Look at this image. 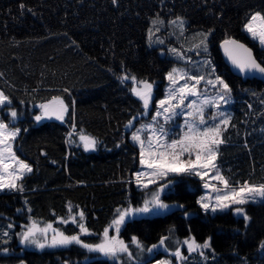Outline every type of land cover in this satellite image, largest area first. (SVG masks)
Instances as JSON below:
<instances>
[{
  "label": "trees",
  "instance_id": "trees-1",
  "mask_svg": "<svg viewBox=\"0 0 264 264\" xmlns=\"http://www.w3.org/2000/svg\"><path fill=\"white\" fill-rule=\"evenodd\" d=\"M254 12L264 15V0H0V89L10 100L0 118L18 127L13 148L32 169L17 181L23 191H0V261L118 264L76 243L19 250L16 231L47 222L95 247L120 208L142 205L139 150L127 123L143 105L131 78L155 82L158 90L176 62L148 42L153 21L181 16L188 31H210L209 54L232 97L214 169L230 185L264 183V77L233 74L218 46L237 37L264 65V48L244 30ZM52 98L66 104L63 120L43 114L40 106ZM81 135L95 147L85 150ZM163 181L162 201L183 207L126 217L118 229L124 241L136 237L150 247L167 235L192 234L210 247L184 249L175 264H264V201L243 205L246 224L231 209L204 211L197 203L202 181L192 173ZM73 212H83L86 233L77 222L58 221Z\"/></svg>",
  "mask_w": 264,
  "mask_h": 264
},
{
  "label": "rangeland",
  "instance_id": "rangeland-1",
  "mask_svg": "<svg viewBox=\"0 0 264 264\" xmlns=\"http://www.w3.org/2000/svg\"><path fill=\"white\" fill-rule=\"evenodd\" d=\"M257 13L259 14V17L253 20L252 17L255 16ZM178 17L183 20V26H181L180 21L177 20ZM174 21L175 23H173ZM249 22H251L254 29L259 32L261 26L264 25V15L260 12H254L249 18V20L245 23V25L249 24ZM245 25L244 30L251 37H253L252 33L247 31ZM206 33H210V31L206 29L188 31L186 27V19L181 16L173 17L168 21H158L157 23H154L153 21V23L148 29V42L154 45L161 46V50H166L168 55L174 58L176 62L166 72L161 87L158 90L156 88L157 83L155 82H150L147 80H136V83H134L132 80V89L133 87H136L138 89L143 87L141 84H139V81H147L148 83L152 84V92L148 107L145 108L143 100H141L143 105L142 112L137 116V118H132L127 123V128H129L130 131L129 137L138 146L139 150V167L136 171V174L143 173V175H141L140 177H137L136 175L135 179L143 187H145L144 185H147V187H145L146 193L143 199V203L140 207L120 208L115 218H113L105 227V229L107 228L109 230V239L111 237H116L117 240L123 241L124 245L128 249L127 252L118 251L114 256L111 254L107 255L111 262H117L118 264H161V262H165V264H175L181 258V256L177 257L175 255L178 249L180 250L181 255L183 254L182 252H184V249L187 252H190L188 249V245L184 243L185 240H194L198 245L203 244L201 242L196 241L192 234L182 237L177 235H167V239L164 244H161L160 240L157 244H155L156 247L153 248L154 245L147 247L136 238L139 242V246H137L136 243H133V239L130 241H124L119 235V231L117 230L116 226L113 225V221L118 218L119 212L127 209L134 210L137 208H141L145 205V201H151L153 193L157 192L158 187L165 185L164 181L158 183L163 178L171 176L173 177L179 174L192 173L202 181V190L197 195V201L200 200L201 197H207L205 202L211 205L216 204V196L226 195L230 193L233 189H239L244 184H229V187L225 188L224 184L218 178H213L217 174V171H215L214 168H204L200 166L201 164L206 162L204 154L201 155V160L199 163H197L196 148L193 147L190 148L189 151H182L183 146L179 144L176 145L174 148L168 147L172 144L173 141H181L186 136H196L202 138V133L205 128H216L217 125H219L220 131L218 139L222 140L223 133L229 126L230 110L228 104L232 100V97L229 93L226 97L228 101L227 103H225L224 100L220 99V96L223 94V88L222 86L218 85L217 77L224 80L225 83L226 81L223 76L216 71L215 65L211 60L209 54L210 34L205 40L204 34ZM254 39H256L259 44L264 48V45H262L260 42L259 36ZM205 45L207 50H205ZM173 69L177 70L174 74V78L176 80L175 84H173L172 81L168 79V74L172 72ZM196 77H202V79L199 80V83H197L196 79H194ZM209 81H211L212 83H209ZM185 83L190 86H195V95H192L191 93L185 91V98L183 100V103H181L180 89ZM0 92H2L1 89ZM173 96L174 98H172ZM162 100H167L168 102L165 105L161 106L160 101ZM205 101H208V103H205ZM7 104L9 103L0 105V109L3 106H6ZM45 104L47 103H44L43 105ZM165 107L169 109V112H164ZM199 109L203 110V124L200 123L201 114L198 111ZM157 112H160L159 116H157ZM189 113H191V115H189ZM220 113H223L224 115L221 116ZM166 117L169 118L166 119ZM224 119L228 120V123L226 125L221 123V121ZM0 123L7 124L9 126L10 131L18 129L17 126H12L6 121H3L1 118ZM188 125L193 126V131L190 132ZM134 134H137L140 137V140H134ZM9 143L11 144V153L5 152L4 157L5 163L9 164L10 167L6 171L0 169V174L5 176V182L10 179V177L8 176V172H15L18 170V165L10 159V155L14 154L17 160L23 161L31 167V164L27 160L23 159L15 152L13 148V140H10ZM190 143L191 141L184 140L185 146L189 145ZM213 147L217 155L218 145H214ZM142 148L144 151V164H141ZM162 153L164 154L163 156L161 155ZM177 155L179 157L180 162L184 166H188L189 161L192 162L193 168L191 171L183 173L168 172L165 176L153 175V173L158 171V169L154 167H149V163L157 164L162 159H167L170 161L172 160L173 156ZM196 172H200L201 175H203V178H201V175H197ZM224 178L228 181L227 177ZM150 180H154L155 182L149 183ZM206 184L208 185V187H205ZM249 184L259 186L264 183ZM163 191H165V187L163 188ZM160 193H162V191ZM149 206H151V204H149ZM236 207H243V205H230V207L227 209H231L235 213L234 209ZM209 212L214 213L211 210H209ZM73 219L79 225L82 223V219L79 216V212H73L65 218H59L58 221L61 223H65L63 221L73 222ZM7 224L8 228L13 227V224L11 222H8ZM32 224L33 222H28L27 224L23 225L21 230L16 231V237L18 239L17 241L19 243L20 234L23 231L27 230V227H30ZM34 224L37 228L41 229L46 228L48 225H51L47 222H43L42 224L36 222ZM9 225H11V227H9ZM51 226L52 227L47 231L46 234H36V239H38L41 243H45L46 247L47 245L51 244L52 237L54 234L53 230L63 233L56 225ZM105 229L101 233L98 245L105 242V237L103 235ZM11 235L12 232L10 231V236ZM64 235L71 236L68 234ZM20 245L21 247L19 250H23L24 248H37L33 244L22 245L20 243ZM149 249H152V251H149ZM195 251L200 252L202 251V248H196ZM16 264H25V262H18Z\"/></svg>",
  "mask_w": 264,
  "mask_h": 264
},
{
  "label": "snow or ice",
  "instance_id": "snow-or-ice-1",
  "mask_svg": "<svg viewBox=\"0 0 264 264\" xmlns=\"http://www.w3.org/2000/svg\"><path fill=\"white\" fill-rule=\"evenodd\" d=\"M112 2L113 4H115L117 0H112ZM21 7H23V5H21ZM258 17H259V14L257 13L255 16L252 17V19L255 20ZM177 20L180 21L181 26H183V20L179 17L177 18ZM173 23H175V21ZM245 28L247 29L248 32L252 33L253 38H256L257 36H259L261 44L264 45V25L261 26L259 32H257L256 29H254L251 22H249V24H246ZM209 34L210 33L204 34L205 40L207 39V36ZM236 43L237 42L234 40H226L224 42V45L222 46L229 45V44L236 45ZM237 47L243 48L244 51L248 55L246 57L233 55V52L230 51L227 47L225 48V51L226 53H228L229 58L232 60V63L237 68H239L240 72L242 73L259 72V73L264 74V66H261V64L257 63V61L254 58H252L250 50L244 48L243 45H237ZM205 50H207L206 45H205ZM176 71H177L176 69H173V71L168 74V79L171 80L173 84L176 83V80L174 78V74L176 73ZM122 79L126 80L128 79V77L125 76ZM131 79L133 80L134 83H136V78L134 76ZM194 79H196L197 83H199V80L202 79V77H196ZM217 82H218V85L222 86L223 88V94L220 96V99L224 100V102L227 103L228 101L226 97L230 93L229 85L225 83L224 80L220 79L219 77H217ZM209 83H212V82L209 81ZM139 84H141L143 87L140 89L133 87L132 91L134 95L138 96L141 100H143L144 107L147 108L149 105L150 97H151L152 84L148 83L147 81H139ZM194 88H195L194 85L190 86L187 83H185L182 86V88L180 89L181 103H183V100L185 98V91H187L188 93H191L192 95H195ZM172 98H174V96ZM54 99L58 101V107H51L49 104L41 105L40 107L44 110L45 116L54 115L56 119L63 120L64 113L67 111V107L64 105V102L62 100H59V98H54ZM167 102H168L167 100H162L160 101V105L163 106ZM5 103H10V101L8 100L7 96H5L2 92H0V105H4ZM205 103H208V101H205ZM198 111L201 114L200 123L203 124L204 123L203 115H202L203 110L199 109ZM164 112L165 113L169 112V109L165 107ZM11 115L15 117L17 113L13 111ZM159 115H160V112H157V116ZM189 115H191V113H189ZM220 115L223 116L224 114L220 113ZM41 118H42L41 116H37L36 120L39 121L41 120ZM168 118L169 117H166V119ZM221 123L226 125L228 123V120L224 119L221 121ZM188 127H189L190 132L193 131L192 125H188ZM18 132H19V129L10 131L9 126L7 124L0 123V169L2 170L6 171L10 167L9 164L5 163L4 153L5 152L11 153V144L9 143V141L14 140ZM219 135H220L219 125H217L216 128H205L202 133V138L196 137V136H186L181 141H173L172 144L169 145L168 147L174 148L176 145L179 144L183 146L182 151H189L190 148L194 147L197 149V153H196L197 163L200 162L201 155L204 154L206 162L201 164L200 166L204 168H215L216 165L214 161L216 159V152L213 146L223 143L222 140L218 139ZM80 139L81 141L84 142L85 150L94 148L96 145V141L90 137L81 135ZM133 139L140 140V137L137 134H134ZM184 140H189L191 141V143L185 146ZM161 155L163 156L164 154L162 153ZM143 156H144V151L142 148L141 149V164L145 163ZM10 159L18 165V170L15 172H8V176L10 177V179H8L7 182H5V176L0 174V191L4 189L23 191L24 190L23 186L18 184L17 181L22 180L24 174L31 172L32 169L28 164L24 163L23 161L17 160L14 154L10 155ZM148 166L158 169V171L153 173L154 176H165L167 175L168 172H174V173L189 172L193 168V164L191 161L188 162V166H184L180 162L178 155L173 156L172 160L170 161L167 159H162L157 164L149 163ZM196 174L201 175L200 172H196ZM136 175L137 177H140L141 175H143V173H137ZM201 178H203V175H201ZM213 178L214 179L218 178L224 184L225 188L229 187L228 181L223 176H221L218 171H217L216 176ZM154 182H155L154 180L149 181V183H154ZM144 186L147 187V185H144ZM164 187H167V185H162L161 188L157 190V192L153 193L152 200L145 201V205L143 207L137 208L134 210L127 209L124 211H120L118 214V218L113 221V225L116 226L117 230L122 224L125 223L126 217L132 216L133 214L149 213L153 211V209L169 208L170 207L169 205L163 203L160 200V192L163 191ZM205 187H208V185L206 184ZM206 199L207 197H201V199L197 201L200 207L204 209L206 212L209 210H211L212 212H216L218 210L223 211L229 208L230 205H244L248 202H257L258 200L264 201V184L256 186V185H250L248 182H245L239 189H233L230 193L226 195L216 196L215 205L206 203L205 202ZM149 204H151L152 207H149ZM177 207H183V205H177ZM234 211L238 215H243L244 221L247 224L250 217L245 213L244 208L236 207ZM79 216L81 217V219H83V216H84L83 212H80ZM63 222L67 223V221H63ZM73 222H76V221L73 219ZM9 227H11V225H9ZM51 227H52L51 225H48L46 228L41 229V228H37L36 225L33 223L30 227H27V230L23 231L20 234V243L22 245L33 244L37 248L43 249L46 246V244L41 243L38 239H36V234L37 233L46 234L47 231ZM79 227L82 233H86L88 231L82 223L79 225ZM108 231L109 230L106 228L103 234L105 237V242L93 247L87 244H83V242L79 239L78 236H66L61 232L53 230L54 234L52 237L51 244L47 246L49 247L67 246L69 244L76 243V244H81L82 247L89 248V250L99 251L106 255L111 254L114 256L118 251L127 252L128 249L124 245L123 241L117 240L116 237H111L110 239L108 238ZM5 235H7V233H5ZM132 239H133V243H136L137 246H139V242L137 241L136 237H133ZM166 239H167L166 237H162L160 243L164 244ZM184 243L188 245V249L190 252L195 251L196 248L204 249V248L210 247V243L208 240H206L202 245L196 244L194 240H185ZM155 247L156 246L154 245L153 248ZM149 251H152V249H149ZM175 255L177 257L181 256L179 249L176 251ZM161 264H165V262H161Z\"/></svg>",
  "mask_w": 264,
  "mask_h": 264
},
{
  "label": "water",
  "instance_id": "water-1",
  "mask_svg": "<svg viewBox=\"0 0 264 264\" xmlns=\"http://www.w3.org/2000/svg\"><path fill=\"white\" fill-rule=\"evenodd\" d=\"M226 40H234L236 41V45H233V44H229V45H225V46H222L224 45V42ZM237 45H243L244 48L250 50L251 52V56L252 58H254L257 63L261 64V66H264L255 56L254 52H253V49L250 45H248L246 42H244L243 40L237 38V37H234V36H230V37H227V38H224L222 39L220 42H219V50L221 52V55H222V58L224 60V62L228 65L230 71L237 75V76H240L242 78H257V77H264V74L262 73H259V72H251V73H248V72H245V73H242L240 72L239 68H237L233 63H232V60L229 58V55L228 53H226L225 51V48L227 47L230 51L233 52V55H238V56H243V57H246L248 54L244 51L243 48H238ZM47 104H49L51 107H58V101L55 100L54 98L50 99ZM64 105L66 106V104L64 103ZM65 114V113H64ZM49 118H56L54 115H51V116H47ZM161 188V186L159 187V189ZM161 195V193H160ZM161 200V199H160ZM162 201V200H161ZM167 205H169L170 207L167 208V209H164L166 211H173L175 209H177V203L176 202H167L166 203ZM0 264H8L6 262H2L0 261Z\"/></svg>",
  "mask_w": 264,
  "mask_h": 264
},
{
  "label": "flooded vegetation",
  "instance_id": "flooded-vegetation-1",
  "mask_svg": "<svg viewBox=\"0 0 264 264\" xmlns=\"http://www.w3.org/2000/svg\"><path fill=\"white\" fill-rule=\"evenodd\" d=\"M160 199L162 200L161 195H160Z\"/></svg>",
  "mask_w": 264,
  "mask_h": 264
}]
</instances>
